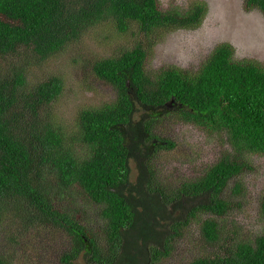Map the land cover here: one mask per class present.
<instances>
[{
  "label": "trees",
  "instance_id": "1",
  "mask_svg": "<svg viewBox=\"0 0 264 264\" xmlns=\"http://www.w3.org/2000/svg\"><path fill=\"white\" fill-rule=\"evenodd\" d=\"M243 8L264 15V0H244ZM207 11L199 1L176 11L160 0H0V231L7 221L23 226L16 238L0 235V264H10L3 244L14 249L35 230L69 239L61 264H163L176 238L198 219L206 243L223 241L218 220L231 211L225 191L249 168L246 158L264 155V67L238 59L236 48L222 43L196 72L170 67L152 76L146 69L147 46L199 28ZM100 24L141 35L144 43L92 64L116 98L78 114V150L48 120L62 79L51 76L30 87L27 62L61 53ZM28 51L34 59L21 64ZM172 115L227 135L232 148L173 191L157 181L154 166L161 151L175 146L158 133ZM73 190L100 207V227L64 206ZM260 217L263 229L255 240L187 264H264V195Z\"/></svg>",
  "mask_w": 264,
  "mask_h": 264
},
{
  "label": "rangeland",
  "instance_id": "2",
  "mask_svg": "<svg viewBox=\"0 0 264 264\" xmlns=\"http://www.w3.org/2000/svg\"><path fill=\"white\" fill-rule=\"evenodd\" d=\"M160 1L164 9L176 11L177 8L185 10L199 1L206 3L208 11L199 28L174 31L158 44L146 45L150 49L146 69L152 76L170 67L196 72L214 48L222 43L232 44L238 59L258 61L264 67V15L259 11H245L244 0ZM139 43H144L141 35L131 32L120 34L113 26L100 24L61 53L46 60L38 58L37 61L27 62L30 87L51 76L62 79L64 89L53 104L48 120L65 134L71 146L83 149L78 135V114L84 109L109 104L116 98V91L94 76L92 64L96 59L118 55ZM27 58L34 59L29 51L22 55L21 64ZM158 133L166 142L175 144L172 149L161 151L154 161L157 181L171 191L183 182L200 178L211 166L232 154L227 135L212 134L196 125L177 122L174 115L160 124ZM244 161L249 168L229 184L224 194V198L231 203V211L218 220L223 241L217 245L206 243L200 235L198 219L184 236L176 238L172 253L163 264H187L235 243L253 241L262 232L260 203L264 195V155L256 154ZM136 177L134 170L133 181ZM64 206L72 208L79 219L86 220L95 228L100 227V207L80 191L73 190L67 194ZM7 223L10 226L4 225L0 235L5 236V240L12 234L16 238L23 228L22 223ZM69 244V239L62 233L35 230L29 236L18 239L14 249L5 244L3 248L10 264H61L60 257Z\"/></svg>",
  "mask_w": 264,
  "mask_h": 264
}]
</instances>
